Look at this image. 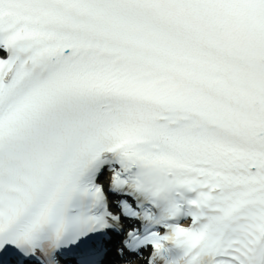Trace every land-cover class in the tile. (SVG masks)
Wrapping results in <instances>:
<instances>
[{
    "label": "snow or ice",
    "instance_id": "snow-or-ice-1",
    "mask_svg": "<svg viewBox=\"0 0 264 264\" xmlns=\"http://www.w3.org/2000/svg\"><path fill=\"white\" fill-rule=\"evenodd\" d=\"M0 264H264V0H0Z\"/></svg>",
    "mask_w": 264,
    "mask_h": 264
}]
</instances>
